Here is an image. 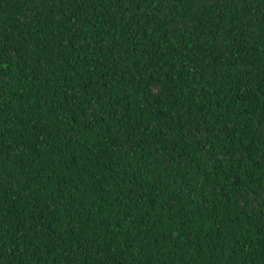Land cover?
Wrapping results in <instances>:
<instances>
[{"label": "trees", "instance_id": "trees-1", "mask_svg": "<svg viewBox=\"0 0 264 264\" xmlns=\"http://www.w3.org/2000/svg\"><path fill=\"white\" fill-rule=\"evenodd\" d=\"M0 264H264V0H0Z\"/></svg>", "mask_w": 264, "mask_h": 264}]
</instances>
